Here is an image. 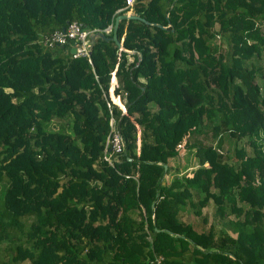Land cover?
I'll use <instances>...</instances> for the list:
<instances>
[{"label":"trees","instance_id":"trees-1","mask_svg":"<svg viewBox=\"0 0 264 264\" xmlns=\"http://www.w3.org/2000/svg\"><path fill=\"white\" fill-rule=\"evenodd\" d=\"M123 5L0 0V264H264V0Z\"/></svg>","mask_w":264,"mask_h":264},{"label":"built area","instance_id":"built-area-1","mask_svg":"<svg viewBox=\"0 0 264 264\" xmlns=\"http://www.w3.org/2000/svg\"><path fill=\"white\" fill-rule=\"evenodd\" d=\"M135 0H124V5L119 9L122 10L123 13H134L133 12V4ZM111 29V25H108L104 31H109ZM92 30L83 29L80 27L79 23L76 20H71L67 23V26L63 29H54L46 34L41 42L43 45L46 46H53L64 44L66 42L71 43L74 51L72 55H88L89 54V47L91 44V35ZM113 72L110 77V87H109V95L112 102H114L113 95V88L116 85L115 78H113ZM115 97V96H114ZM118 100V98H115ZM120 101V100H119ZM109 106V103H107ZM110 107V106H109ZM123 109V107L121 106ZM109 111H111L109 109ZM124 140L121 134L116 130L114 118L110 112L108 118V131L103 141V146L101 149V159L105 162L111 164L112 157L120 153L124 150ZM181 146V144H178ZM160 256L154 255L153 258L150 260L149 264H160Z\"/></svg>","mask_w":264,"mask_h":264},{"label":"water","instance_id":"water-1","mask_svg":"<svg viewBox=\"0 0 264 264\" xmlns=\"http://www.w3.org/2000/svg\"><path fill=\"white\" fill-rule=\"evenodd\" d=\"M121 18H127V19L128 18H136V19H141V20H144V18H142L141 16H139L137 13H119V14H117L114 17L113 24L111 25V36L109 38H111L114 41V43L116 44V46L118 47V49H122V50H125V51L131 53L132 50L131 49H126L122 45L121 41L116 36V26H117L118 20L121 19ZM73 51H74V48L73 47H70V52L72 53ZM122 111L123 112L125 111V108L124 107H123Z\"/></svg>","mask_w":264,"mask_h":264},{"label":"rangeland","instance_id":"rangeland-1","mask_svg":"<svg viewBox=\"0 0 264 264\" xmlns=\"http://www.w3.org/2000/svg\"><path fill=\"white\" fill-rule=\"evenodd\" d=\"M217 38H216V42H217ZM201 138H202V140L204 141V142H208L209 143V141H211V142H214V139L212 138V139H209V137H204L203 135H201ZM223 148L225 149V147L226 148H229L230 149V147H231V144L229 143V142H223ZM192 159V158H191ZM192 162H193V159H192ZM179 165H181V162L179 161ZM206 212V213H205ZM208 212H210L209 210H207V208H203V213L204 214H207ZM208 220H209V218H208Z\"/></svg>","mask_w":264,"mask_h":264}]
</instances>
